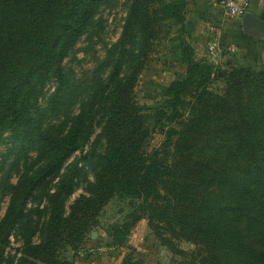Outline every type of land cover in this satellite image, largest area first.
I'll use <instances>...</instances> for the list:
<instances>
[{
    "label": "trees",
    "instance_id": "16d2710c",
    "mask_svg": "<svg viewBox=\"0 0 264 264\" xmlns=\"http://www.w3.org/2000/svg\"><path fill=\"white\" fill-rule=\"evenodd\" d=\"M108 2L0 0V142L6 132L20 139L26 166L0 222V264H74L68 250L84 244L116 196L135 208L112 229L117 245L147 217L163 243L195 244L192 263L264 264V70H218L198 58L184 27L187 0H130L119 39L92 78L76 83L65 59ZM165 38L187 75L146 108L134 89ZM219 73L225 90L215 95ZM156 129L164 139L148 149ZM94 134V180L67 208L82 167L66 163ZM12 232L15 253L6 250ZM123 264L142 262L129 252Z\"/></svg>",
    "mask_w": 264,
    "mask_h": 264
},
{
    "label": "rangeland",
    "instance_id": "374dc122",
    "mask_svg": "<svg viewBox=\"0 0 264 264\" xmlns=\"http://www.w3.org/2000/svg\"><path fill=\"white\" fill-rule=\"evenodd\" d=\"M129 4L130 0H109L98 12L93 28L75 44L72 52L65 59V65L76 83L84 84L92 78L94 72L104 61L107 49L119 39ZM184 27L188 41L196 50L192 33L186 28V20ZM214 32L216 31L213 30ZM213 33L207 35L203 42L201 41L203 53L202 55L196 54L198 58L207 59L206 44L215 35ZM175 43L176 41L171 43V39L168 38L159 42L139 75L134 94L137 101L146 108L154 107L164 99V89L173 80L182 79L187 75V63L182 60L180 51L173 49ZM232 66L261 71L264 70V61L256 60L249 63L244 62L241 58L235 61H223L218 70L228 69ZM50 86L51 90L47 92L48 95L54 89L53 82ZM210 90L215 95L223 94L225 80L222 76L213 80L210 84ZM147 112H149L148 109ZM47 120L56 123L59 121V117L50 112ZM96 130L99 131L98 128ZM95 135L91 136L83 149L76 151L66 163V166L77 163L79 167H82L79 185L68 198L67 208L80 195L88 193L89 179L90 181L94 180L88 154L95 140ZM8 136L9 134L6 132L4 140L0 142V222L9 209L15 194V187L26 168L24 164L25 151L21 148L20 139L14 141L8 139ZM163 139L162 131L156 129L148 142V149L158 147ZM27 156L34 157L35 152L30 151ZM31 204L32 201L29 202L28 206L30 207ZM132 205L131 200L122 199L118 196L104 205L98 215L99 223L89 232L84 244L78 250H68V256L74 264H123L129 252H132L133 258L141 261L142 264H189L195 262L189 255L195 248L193 242L176 241L175 248L163 243L162 239L150 228L147 217L142 218L132 228L125 245L115 244L112 229L131 217L135 210ZM18 237L15 232L10 234L7 251L15 253V249L21 245Z\"/></svg>",
    "mask_w": 264,
    "mask_h": 264
},
{
    "label": "crops",
    "instance_id": "0c3cea01",
    "mask_svg": "<svg viewBox=\"0 0 264 264\" xmlns=\"http://www.w3.org/2000/svg\"><path fill=\"white\" fill-rule=\"evenodd\" d=\"M246 1L248 11L264 20V0ZM186 28L192 33L197 55L203 53L201 41L215 30V35L218 34L223 42L236 48L234 52L226 53L224 61L239 58L249 63L264 61V31L260 37H252L245 31L242 17L225 16L217 0H187Z\"/></svg>",
    "mask_w": 264,
    "mask_h": 264
},
{
    "label": "built area",
    "instance_id": "2783aa9c",
    "mask_svg": "<svg viewBox=\"0 0 264 264\" xmlns=\"http://www.w3.org/2000/svg\"><path fill=\"white\" fill-rule=\"evenodd\" d=\"M221 5L223 13L229 18L243 17L248 12V4L246 0H217ZM232 44L222 41L220 36L214 35L206 44V56L210 63L218 68L225 59L226 53L235 51Z\"/></svg>",
    "mask_w": 264,
    "mask_h": 264
},
{
    "label": "water",
    "instance_id": "95a60500",
    "mask_svg": "<svg viewBox=\"0 0 264 264\" xmlns=\"http://www.w3.org/2000/svg\"><path fill=\"white\" fill-rule=\"evenodd\" d=\"M242 25L252 37H260L261 32L264 31V20L250 11L246 12L242 17Z\"/></svg>",
    "mask_w": 264,
    "mask_h": 264
}]
</instances>
